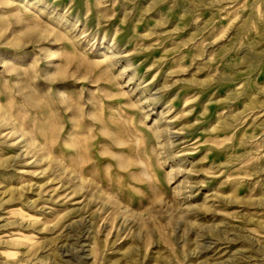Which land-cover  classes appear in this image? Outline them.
<instances>
[{"label": "rangeland", "instance_id": "obj_1", "mask_svg": "<svg viewBox=\"0 0 264 264\" xmlns=\"http://www.w3.org/2000/svg\"><path fill=\"white\" fill-rule=\"evenodd\" d=\"M0 264H264V0H0Z\"/></svg>", "mask_w": 264, "mask_h": 264}]
</instances>
